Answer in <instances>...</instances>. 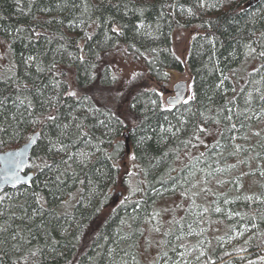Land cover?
Wrapping results in <instances>:
<instances>
[{
  "label": "trees",
  "instance_id": "trees-1",
  "mask_svg": "<svg viewBox=\"0 0 264 264\" xmlns=\"http://www.w3.org/2000/svg\"><path fill=\"white\" fill-rule=\"evenodd\" d=\"M1 44L0 151L41 133L31 183L0 193V264H141L146 228L162 240L151 264H185L190 223L226 232L194 264H264V0H0ZM185 65L195 100L167 110L155 84ZM241 168L256 172L252 194ZM173 194L190 203L166 229Z\"/></svg>",
  "mask_w": 264,
  "mask_h": 264
},
{
  "label": "rangeland",
  "instance_id": "rangeland-1",
  "mask_svg": "<svg viewBox=\"0 0 264 264\" xmlns=\"http://www.w3.org/2000/svg\"><path fill=\"white\" fill-rule=\"evenodd\" d=\"M197 34L196 29H187V30H180L176 33L175 37H174V48H175V52L178 55V57H180L182 60H186L187 55L189 53V49H190V45L192 42L193 37ZM1 51L2 53L0 54V59H2L5 55L4 49H5V45L1 44ZM131 66L130 65H125V66H121V70L119 71V74L122 76L126 73L127 70H130ZM179 80H187L188 84L191 85L192 87L190 88V91H192L193 89V84H192V79H191V75L188 71V67H184V69L181 72H173L172 76L169 79L164 82V83H156V87L158 88L159 91H162L163 89V93L164 96L167 97L170 93L173 92V86L174 84L179 81ZM162 84H166L163 88H162ZM148 88V87H147ZM123 110H125L127 107L126 105H122ZM120 166L123 170H131V168L133 167V155L131 150L129 149L128 154L124 157V159L120 162ZM264 168V166H262ZM218 170L220 168H217ZM247 170V172H246ZM221 173V172H220ZM239 173H241L246 181L247 179L251 180V179H256V177L253 178H249L252 176L256 175V172L252 171V170H248L247 168H241ZM216 176V175H214ZM213 176V177H214ZM211 177V178H213ZM210 178V179H211ZM235 182L237 184H239L241 182V180L236 179ZM244 183V182H243ZM246 185V189L249 192V194H252V191L254 190L253 188V184H251V182H247L245 183ZM241 187V185L239 184L238 187ZM233 199L229 198H225L223 205L225 203L232 202ZM121 201V197H116V202ZM181 202V203H180ZM189 203L190 201L188 200H184L181 197H179L178 195H171L168 198H166L161 204H160V208L162 209V213L159 216V221L162 225V227H165L166 229H169V225L171 224L173 219H176L175 216H180L182 214V212L184 213L185 208L189 207ZM178 205H182V207H184L183 210H178ZM216 209H220L219 211H216ZM214 213L218 214L221 211L220 207L215 206L214 207ZM195 211V212H194ZM192 212V214L196 213L197 215L201 216L203 215L205 212L203 210L200 209H196ZM226 216V218L228 220L234 218L233 215L231 214V212H229L228 210H226V212L224 213ZM225 218V219H226ZM156 221H158L156 219ZM158 221V222H159ZM222 226H224L223 223H221ZM202 227V226H201ZM217 227L223 228L219 225H217ZM243 227V226H242ZM241 227V228H242ZM190 229L189 233L191 232L192 228H193V233H190L191 237H196V241L195 240H191L189 244H185L181 247H179L178 251L175 252V255H177V257H179V259H182L185 264H190L191 262L189 260H192L191 264H194V262H198L201 260V258L204 255V249L205 247H208L210 245H213V243L215 242V237L219 238V236L225 234L226 232H223L221 230L217 231V232H213L209 235V237H202L204 236L205 232L208 230L204 229V227H202L199 231H196L195 229V224L190 223L187 226V229ZM227 230V229H226ZM244 228H242L241 230H237L234 229L233 234L231 235V237L228 238H224L222 239V243H226L227 241H234V239L239 240L242 238V236H244L243 232H245ZM161 238H160V234L159 233H155L154 231H150L148 228H146L140 242H139V254H140V261L141 264H151L155 261L156 256L158 255L159 252V244L161 243ZM178 241V239H175L174 244Z\"/></svg>",
  "mask_w": 264,
  "mask_h": 264
},
{
  "label": "water",
  "instance_id": "water-1",
  "mask_svg": "<svg viewBox=\"0 0 264 264\" xmlns=\"http://www.w3.org/2000/svg\"><path fill=\"white\" fill-rule=\"evenodd\" d=\"M180 82L187 84L186 81ZM185 92L188 94V88H185ZM180 105L178 104L175 108ZM39 137L40 132H36L21 147L0 152V193L8 188H17L31 183L34 173L29 169L30 159ZM13 174L19 177L18 181L10 178Z\"/></svg>",
  "mask_w": 264,
  "mask_h": 264
},
{
  "label": "snow or ice",
  "instance_id": "snow-or-ice-1",
  "mask_svg": "<svg viewBox=\"0 0 264 264\" xmlns=\"http://www.w3.org/2000/svg\"><path fill=\"white\" fill-rule=\"evenodd\" d=\"M210 7H217V4H211V5H208ZM45 11H47V9H45ZM191 11V10H189ZM111 31L113 33H115L116 35H122L123 33L121 32V30L118 28V27H113L111 29ZM36 35L38 36L39 33H36ZM87 35V34H86ZM88 39H91V36H88ZM105 39H111V37L109 36H106ZM252 52L255 51V49H252L251 50ZM260 56H264V52H260L259 53ZM85 59V57L83 55L79 56V60L81 62H83ZM28 60H35V57H28ZM134 76L136 74H133ZM167 75V74H165ZM192 86L189 85V84H185L184 82H177L175 85H174V90L172 93H170L167 97L164 96V93L163 92H160V93H157V95L160 97V106L167 109V110H171L173 108H175L178 104H184V105H188L191 101L195 100V93H191V94H187L185 92V88H191ZM155 91V90H154ZM68 96H71V97H76L77 96V92L76 91H69L67 93ZM262 99H264V97H262ZM21 103H24V101H20ZM153 104H156L157 101H152ZM29 107H31V104L29 103ZM229 112H231V109H228ZM264 111V110H262ZM259 115V114H257ZM47 119L48 120H51V121H54L56 119V117L54 115H49L47 116ZM226 119L228 121H231L232 120V116L229 115L226 117ZM65 127H67V125H65ZM237 125L232 123L230 124V130H234L236 129ZM200 131H204L203 128H200L199 129ZM0 131H5L4 129H0ZM257 135H259V133H257ZM53 147H57V145H53ZM237 147H239V145H237ZM58 150L59 151H63L64 150V145H59L58 147ZM12 179H15V180H19V177L16 176L15 174H13L12 177H10ZM248 199H251V197H248ZM220 209H216V211H219Z\"/></svg>",
  "mask_w": 264,
  "mask_h": 264
}]
</instances>
